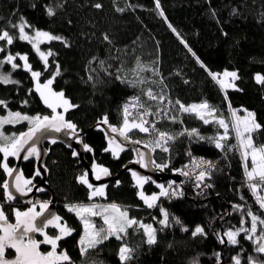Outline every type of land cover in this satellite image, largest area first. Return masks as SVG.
Returning a JSON list of instances; mask_svg holds the SVG:
<instances>
[{"label": "trees", "instance_id": "trees-1", "mask_svg": "<svg viewBox=\"0 0 264 264\" xmlns=\"http://www.w3.org/2000/svg\"><path fill=\"white\" fill-rule=\"evenodd\" d=\"M159 3L160 8L157 9L156 0H0V32L7 30L14 36L12 45L0 41V47L6 49L0 53V59L7 53L27 54L33 70L43 73L41 83L55 73L59 64L61 74L56 77L53 88L63 91L72 104L78 105L70 109L66 117L77 125V131L83 133L84 144L92 149L85 153L88 164L105 167L115 176L134 159L132 151L123 152L118 158L104 151L107 148L106 136L98 124L107 115L110 125L120 127L121 107L133 96H139L145 107L157 111V102L144 95L151 89L154 94L167 97L160 107L170 109L169 116H177L175 123L163 115L158 117L156 127L175 139L168 141V152L161 149L154 152L155 164H167L168 167L163 169L167 173L184 171L194 157L215 165L210 178L205 180L211 187L204 192H194L193 181L176 183L174 185L182 195L160 197L156 207L147 208L138 196L139 189L126 173L120 176L118 185L114 181L106 187L105 197L89 200V190L78 182V177L86 171L85 166L66 147L47 146V183L57 199L62 223L67 222L75 229L71 236L59 242L58 250H66L74 264H120L117 252L122 243L135 250L128 264H218L216 253H220L219 264H222V259L226 264H234L232 257L238 254L241 264H247L248 256L264 262V255L254 251L253 242L245 239L244 233L237 237L239 244L236 246L220 244L217 238V234L241 227V213L233 205L251 208L264 218V211L259 209L247 187L240 153L236 150L221 151L209 140L218 133L222 134L223 129L218 125H205L192 114L178 112V105H168V100L174 103L178 99L185 106L207 100L217 109V116H222L229 125L231 109L241 114L247 109L254 112L257 122L264 126V85L255 81L257 74L264 75V0H159ZM96 4L102 7L96 8ZM47 7L54 9V16L47 15ZM21 18L32 26L25 29L29 35L41 30L63 38L64 42L51 41L40 45L42 51L53 53L49 57L48 71L44 70L31 44L16 38L18 31L11 25L19 24ZM197 58L212 72L236 71L239 79L235 84L240 91L227 90L225 100L224 92L201 68ZM16 63L23 65L19 59ZM0 71L10 72L12 79L20 81L18 85H0V100L7 101L10 110L30 116L51 115V109L40 101L37 94H28V90L34 88L30 73L22 67L13 71L7 64ZM117 76L127 81L142 79L144 82L132 87L117 80ZM24 100H28L27 105L22 104ZM0 111L5 112L6 109ZM28 127L27 122H23L6 125L3 131L5 135L19 134ZM185 129H196L205 139L178 135ZM152 135L154 137L155 133ZM129 136L132 140L144 142L150 139L147 134L136 130ZM229 136L226 148L237 143L233 132L230 131ZM254 140L258 145L264 144V127L254 134ZM7 162L9 167H14L13 159L8 158ZM0 163H3L2 153ZM22 172L33 183L39 181L35 176V162L23 164ZM6 179L7 174L0 167V185ZM143 191L152 195L160 190L148 183ZM41 198L50 201L47 193L41 194ZM91 202L101 205L115 203L126 209L130 218L151 224L157 229V243L147 245L143 230L134 226L128 229L124 240L110 238L86 256H81L78 240L83 225L74 213L67 211L65 205ZM0 204L11 221L14 216L12 209L23 211L25 208L19 201H6L2 187ZM161 208L169 215L170 226L167 228L159 224L163 218ZM174 218L181 223L176 224ZM91 219L97 227L103 225L101 218ZM245 219L249 222L243 226L250 227V218L245 216ZM197 225L204 228L206 235H191ZM184 227L189 231H182ZM55 234L58 230L51 235ZM7 256L12 257L13 253L8 251Z\"/></svg>", "mask_w": 264, "mask_h": 264}, {"label": "snow or ice", "instance_id": "snow-or-ice-1", "mask_svg": "<svg viewBox=\"0 0 264 264\" xmlns=\"http://www.w3.org/2000/svg\"><path fill=\"white\" fill-rule=\"evenodd\" d=\"M94 6L96 8L102 7L101 4H96ZM156 8H160L159 0H156ZM47 15H55V11L52 7H47ZM160 15L163 16L162 11L160 12ZM11 26L18 31V37H16L18 40L26 41L31 44L32 49L38 55L40 61H42L44 70L48 71L49 57L52 56L53 53L50 50L48 52L42 51L40 45L51 41L64 42L63 38L41 30H35L34 35H29L25 29L32 28V26L27 24L23 18H21L19 24H13ZM169 28H172L171 24H169ZM172 31L175 32L176 30L172 28ZM177 35L179 34L177 33ZM104 38L105 40L108 39L107 36ZM0 41H4L7 45H12L14 43V36L7 30H4L0 32ZM181 42L184 43L183 40H181ZM65 46H67L66 42ZM185 47H187V44H185ZM5 51L6 49L4 47H0V53ZM189 51H191L190 48ZM193 55L195 56V53H193ZM17 59L23 61L22 66L16 63ZM197 62L200 63L201 68L205 69L208 76L211 77V80L219 86V89L224 92L225 100H227L228 89L240 91L235 84V81L239 79L236 71L225 70L223 73H215L208 70L198 58ZM100 63L103 64L104 62L101 61ZM5 64L10 65L13 71L22 67L24 71L30 73L34 82V88L29 89L28 94L32 95L34 92L39 96L40 101L48 109H51V115L41 116L40 114H37L35 116H29L27 114H22L20 111L10 110L8 108V102L0 100V109H7V114L0 116V153L3 154V163H0V167H2L4 173H6L8 177H13L14 180L11 185L8 180H5L0 187L4 190L6 201L10 202L16 199V196L11 189L14 188L15 192L21 197L27 196L28 193L32 191V179H26L22 171L9 167L7 162L8 158L14 157L20 159V154L24 152L25 155L22 157L24 160H29L32 157L39 159L40 152L36 147V142L39 139L37 133H43L45 131L59 133L62 130H68L71 134H75L77 125L66 120L65 114L70 109L78 107V105L72 104L63 91H56L53 88V83L55 82L56 77L61 74L59 64L56 65L55 73L43 83L40 81L43 73L33 70L27 54L22 55L16 53L13 55L7 53L3 59H0V69H3ZM89 79L91 80L92 77L89 76ZM116 79L120 80L122 83H128L132 87H136L137 84L144 82L142 79L127 81L120 76H117ZM255 81L257 84L264 85V75L257 74L255 76ZM185 82L187 83V81ZM19 83L20 81L12 79L10 72L4 73L0 71V85H18ZM144 95L147 96L148 100L157 102V111L153 112L150 107H145L144 102L141 101L139 96H133L121 107L122 124L120 127L110 125L107 115H105L99 123L108 125L111 133H116L119 137L123 138V141H130L133 144L143 143L144 148L149 149L150 152H155L157 148L161 149L163 152H168L169 149L166 145L168 141L174 140L175 137L168 132L160 131L156 127L158 121H150L147 117H160L163 115L175 123L177 121V116H169L168 111L170 109H167L166 106L160 107V105H164V102L167 99L165 95L154 94L151 89L144 92ZM22 104L27 105L28 100L22 101ZM168 105H172L173 107L178 105V112L192 114L205 125L214 123L218 125L220 129H223L222 134L218 133L215 137H210L209 140L221 151L236 150L240 153L243 161L244 174L248 181L247 187L253 194L259 209L264 211V195L260 194V192L264 190V144L258 145L254 140V134L264 126L257 122L256 114L244 109L243 111L245 114L240 116L237 114V110L231 109V104L229 103L228 107L231 109L232 117L231 125H229L222 116H217V109L207 100L187 106L181 103L178 99L174 103L173 101L168 100ZM58 109L61 111H58ZM23 122H27L29 126L26 132L5 135L3 131L5 125H16ZM134 130L147 134L150 139L147 142L142 140H131L129 133H132ZM230 131L235 134L237 143L226 148L225 142L230 138ZM153 133H155L154 137L152 135ZM185 134L188 136H198L200 140L205 139L203 136L199 135V132L196 129L190 131L185 129L178 135ZM51 142L56 143L57 141L55 138H52ZM77 142L80 141L78 140ZM83 147L87 152L92 151L87 144H84ZM124 150V143L119 141L116 136L108 137V147L105 148L104 151H110L114 157L118 158L120 152H123ZM134 150L139 156V159L136 162L140 163L142 167H147L148 165L143 163L145 153L140 152L139 149ZM72 155L77 156L79 153L73 150ZM150 163L154 164L155 167L160 170L168 167L167 164H155V162L151 160ZM192 165L194 168L202 169L195 176V179L198 182L197 187H200L206 177L210 178V170L214 169L215 165L212 164L211 161H197L195 159H193ZM205 166L207 170H205ZM185 167H187V165ZM45 171H47V169H45ZM178 171H180L181 175H189V172L187 171ZM14 173L15 176H13ZM93 173L96 180H100L102 176L110 175L107 168L96 164H93ZM35 175H41L39 169L36 170ZM131 175L135 181L134 186L140 189L138 196L147 208L156 207L157 201L160 197L182 195V193H178L175 190L170 193L169 189L172 188L171 184H169L167 188L164 185L159 184L157 185L160 189L158 194L146 195L143 191V187L151 178L144 177L135 171H132ZM78 182L85 185L89 190V200H93L98 196H106L105 189L107 185H101L98 187L94 186L88 179L87 171L78 177ZM116 183L118 185L119 181ZM205 187H211V185H205ZM38 190L43 191V189ZM241 199L243 200L244 197H241ZM49 203L50 202L39 203V211L36 210V204H32V206L26 211L12 209L15 216L14 223L9 222V217L5 213L3 205L0 204V264H74L66 250H60L58 252L57 249L60 246L59 242L65 237L71 236L75 229L69 227L67 222L61 223L62 217L49 211ZM65 207L68 212L74 213L83 225V232L78 240L81 256H86L90 250L96 249L99 245H102L110 238L114 237L119 241L124 240L128 235V229L133 228L134 226H136L138 230H143V235L146 238L145 243L147 245L152 246L157 243L156 228L151 224H145L135 218H130L128 211L126 209H121V207L115 203H109L106 205L96 203L68 204L65 205ZM233 208L241 213V227L236 230L229 229L224 232L223 235L217 234L219 243H227L228 245L236 246L239 244L237 237L240 236L241 233H244V238L253 242L254 251L258 254L264 255V218L255 214L251 208L245 209L243 205H233ZM160 211L163 218L159 220V224L163 228H167L170 226L168 212L162 208ZM245 216L250 218V227L247 228L243 226L245 223L249 222V220L245 219ZM92 217H100L103 220V225L97 227V224L91 219ZM174 219L176 224L181 223L178 218ZM49 227L57 229L58 234L49 235L48 232L45 231V229H48ZM258 230L259 235H257ZM182 231L187 232L189 229L184 227L182 228ZM35 233H39L43 239H35L33 236ZM191 235L193 237L204 236L206 233L202 226L197 225L195 229L192 230ZM42 244L50 245V250L42 252ZM8 250L14 251V257L11 259L6 258V251ZM134 251L135 250L127 244L122 243L117 252L120 264H128V262L133 259ZM215 255L219 264L220 253H216ZM232 259L234 264H241V257L239 254L232 257ZM247 264H264V262H260L256 258L248 256Z\"/></svg>", "mask_w": 264, "mask_h": 264}, {"label": "water", "instance_id": "water-1", "mask_svg": "<svg viewBox=\"0 0 264 264\" xmlns=\"http://www.w3.org/2000/svg\"><path fill=\"white\" fill-rule=\"evenodd\" d=\"M65 119L67 120L66 114H65ZM98 127H99V130L101 132H103L104 135L106 136L107 147H108V137L109 136H116L119 141H122L124 143V149L125 150L123 152H126V151H132L133 152L134 159L129 161L128 163H126L118 174H116L114 176L109 171L110 175L102 176L100 180L95 179V176L93 173V167L90 164H88V162L85 159L86 151L84 150V147H83L84 146V141L82 138L83 133H81L77 130H76L75 134H71L68 130H62L59 133L49 132V131H45L43 133H37V137H39V139L36 142V147L38 148V150L40 152L39 159L32 157L29 160H24L22 158L25 155L24 152H22L20 154V156H21L20 159H16L14 157H9V158L13 159L15 161V165L13 168L18 169L19 171H22L23 164H26V163L31 162V161L35 162V173H36L37 169H39L41 172L40 176L35 175L37 178H39V182L33 185L32 191L29 192L27 196L21 197L18 193L15 192L14 188L11 189L13 194L16 196V199L13 201H10V202L19 201L24 205L30 206L35 202V199L39 194L47 193L48 195H50L49 211L52 213H55L56 215L61 216L58 212V209H57V199H56L54 192L52 191L51 187L47 183V171H45V169H46L45 164H46L47 158L49 156V149L47 148V146L54 147L56 145H62L64 147H66L68 150L72 151V153H73V150L78 152L79 155L73 156V157L75 159H77L81 165L85 166L86 171L88 172V179H89L90 183H92L94 186H97V187L101 186V185H107L108 186V185L112 184L114 181H118L120 176L124 173L129 174L131 176V178L134 182V185H135V181L131 175L132 171H135L144 177H150L151 179L149 180L148 183H152L154 185V187H156V188H158L157 185H159V184L165 185L169 181L181 182L186 177L184 175H181L180 171L174 172V173H167L164 170H160V169L156 168L154 164L150 163V160L154 161V158H153L154 153L150 152L149 149L144 148L143 144H133L130 141H123L122 137H119L116 133H111L108 125L99 123ZM26 131H24V132H26ZM52 138H55L57 142L52 143L51 142ZM78 140L80 142H77ZM134 149H139L140 152L145 153V158H144L143 163L148 165L147 167H142L140 163L136 162L139 159V156ZM108 152H110V151H108ZM123 152H120L119 155H121ZM13 176H15V173L13 174ZM206 179H209V178L206 177L205 180ZM6 180L9 181L10 185L14 182L13 177L7 176ZM190 181L197 183L196 179L190 180ZM148 183H146V184H148ZM38 189H43V191H39ZM139 191H140V189H139ZM29 202H31V203H29ZM27 209H25L24 211H26ZM36 210L37 211L40 210L39 206L36 208ZM46 215H47V213H46ZM62 221H63V219H62ZM62 221H61V223H62ZM9 222L14 223L15 222V216H13V221L9 220ZM48 230H57V229L51 228V227H49L48 229H45V231H48ZM33 236L37 240H40L39 237H42L39 233H35V234H33ZM226 244L227 243H225V245ZM42 247H43V244L41 245V251H42ZM8 251L13 253L12 257L7 256ZM8 251H6V258H8V259L13 258L14 257V251L13 250H8ZM57 251H58V249H57ZM42 252H44V251H42ZM222 264H226L224 259H222Z\"/></svg>", "mask_w": 264, "mask_h": 264}, {"label": "built area", "instance_id": "built-area-1", "mask_svg": "<svg viewBox=\"0 0 264 264\" xmlns=\"http://www.w3.org/2000/svg\"><path fill=\"white\" fill-rule=\"evenodd\" d=\"M147 119H149L150 121H158V117H157V116H149V117H147ZM157 150H160V149L157 148L156 151H157ZM153 153H154V152H153ZM193 159H195V160H197V161H199V160L208 161V160H206V159L198 158V157H194ZM193 159H192V161H193ZM192 161H191V163L187 166V168L184 170V171L189 172V175L186 176L181 182L169 181V182H167V183L165 184V185H167L166 188L168 187L169 184L172 185V188L169 189L170 193H171V191H173V190L177 191L178 193H181L180 190L177 189L176 186H175L174 184H176V183H179V184H180V183H183V184H185V183L188 182V180H193V179H195V176L199 173L200 170H202V169L194 168L193 165H192ZM205 170H207L206 166H205ZM210 171H211V170H210ZM205 185H210V183L207 182V181H204L203 183H201L200 187H197V183L195 182V183L192 184V190H193L194 192H196V193H202V192H204V191L208 188V187H205ZM176 196H177V195H176ZM171 197H174V196H170V198H171Z\"/></svg>", "mask_w": 264, "mask_h": 264}, {"label": "flooded vegetation", "instance_id": "flooded-vegetation-1", "mask_svg": "<svg viewBox=\"0 0 264 264\" xmlns=\"http://www.w3.org/2000/svg\"><path fill=\"white\" fill-rule=\"evenodd\" d=\"M38 182H39V181H38ZM38 182H35V183L32 182V186H31V187H33V185L36 184V183H38ZM42 202H49V201H47V200H43V199L41 198V194H39V195L36 197L35 202H34L33 204H36L37 207H38V206H39V203H42ZM24 206H25V208H24V210H25V209L31 207L32 205H30V206L24 205ZM24 210H23V211H24ZM62 222H63V221H62ZM53 231H54V230H48V231H46V232H48V234L51 235ZM39 239L42 240L43 237H39ZM49 250H50V245H43V247H42V251L47 252V251H49ZM58 251H59V250H58Z\"/></svg>", "mask_w": 264, "mask_h": 264}, {"label": "rangeland", "instance_id": "rangeland-1", "mask_svg": "<svg viewBox=\"0 0 264 264\" xmlns=\"http://www.w3.org/2000/svg\"><path fill=\"white\" fill-rule=\"evenodd\" d=\"M221 73H223V72H221ZM229 90V89H228ZM7 114V109H6V111L5 112H1L0 111V116H2V115H6ZM238 115H240V116H243L245 113H243V114H241V113H237ZM30 116V115H29ZM231 119H232V117H231ZM6 126V125H5ZM249 164H250V161H249ZM198 183V182H197ZM165 186V185H164ZM260 194L261 195H264V191L263 192H260ZM91 203H96V204H99L98 202H91ZM91 203H88V204H91ZM100 218V217H99ZM93 220V219H92ZM94 221V220H93ZM95 222V221H94Z\"/></svg>", "mask_w": 264, "mask_h": 264}, {"label": "bare ground", "instance_id": "bare-ground-1", "mask_svg": "<svg viewBox=\"0 0 264 264\" xmlns=\"http://www.w3.org/2000/svg\"><path fill=\"white\" fill-rule=\"evenodd\" d=\"M188 182H192V181L188 180Z\"/></svg>", "mask_w": 264, "mask_h": 264}]
</instances>
